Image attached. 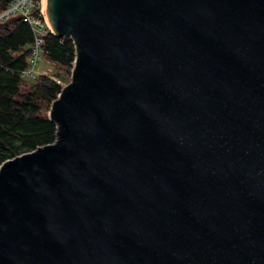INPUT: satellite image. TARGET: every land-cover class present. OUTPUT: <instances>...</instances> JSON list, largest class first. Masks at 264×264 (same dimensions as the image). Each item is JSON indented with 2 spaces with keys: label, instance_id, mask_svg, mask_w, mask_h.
<instances>
[{
  "label": "water",
  "instance_id": "1",
  "mask_svg": "<svg viewBox=\"0 0 264 264\" xmlns=\"http://www.w3.org/2000/svg\"><path fill=\"white\" fill-rule=\"evenodd\" d=\"M41 9L76 58L0 166V264H264V0Z\"/></svg>",
  "mask_w": 264,
  "mask_h": 264
},
{
  "label": "trees",
  "instance_id": "2",
  "mask_svg": "<svg viewBox=\"0 0 264 264\" xmlns=\"http://www.w3.org/2000/svg\"><path fill=\"white\" fill-rule=\"evenodd\" d=\"M12 1L0 0V11ZM34 43L35 33L23 16L0 23V166L56 140L57 124L49 111L63 85L47 74L34 78L22 75L29 66ZM42 49L50 61L71 72L76 58L72 38L49 33Z\"/></svg>",
  "mask_w": 264,
  "mask_h": 264
},
{
  "label": "built area",
  "instance_id": "3",
  "mask_svg": "<svg viewBox=\"0 0 264 264\" xmlns=\"http://www.w3.org/2000/svg\"><path fill=\"white\" fill-rule=\"evenodd\" d=\"M23 16L31 25L35 33V43L30 58L29 66L23 71L22 75L27 78H34L41 74L37 69L41 58L42 46L45 37L52 33L42 15L41 0H14L3 10L0 11V23L13 16Z\"/></svg>",
  "mask_w": 264,
  "mask_h": 264
},
{
  "label": "rangeland",
  "instance_id": "4",
  "mask_svg": "<svg viewBox=\"0 0 264 264\" xmlns=\"http://www.w3.org/2000/svg\"><path fill=\"white\" fill-rule=\"evenodd\" d=\"M37 69L48 72L50 75L60 76V78L63 79V81H61L63 86L71 80V72H69L65 66L55 63L52 60L50 61L43 51H41V58ZM57 80L60 81L59 78H57Z\"/></svg>",
  "mask_w": 264,
  "mask_h": 264
},
{
  "label": "crops",
  "instance_id": "5",
  "mask_svg": "<svg viewBox=\"0 0 264 264\" xmlns=\"http://www.w3.org/2000/svg\"><path fill=\"white\" fill-rule=\"evenodd\" d=\"M41 71V74H47V75H50L48 72H45L43 70H40ZM51 77L55 78L56 76L55 75H50ZM57 80V78H55ZM58 81V80H57ZM61 82V80L59 81Z\"/></svg>",
  "mask_w": 264,
  "mask_h": 264
}]
</instances>
